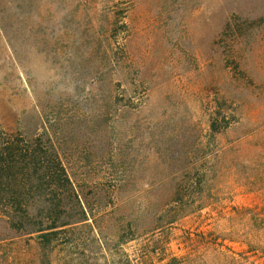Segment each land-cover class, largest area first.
<instances>
[{
    "label": "rangeland",
    "instance_id": "obj_1",
    "mask_svg": "<svg viewBox=\"0 0 264 264\" xmlns=\"http://www.w3.org/2000/svg\"><path fill=\"white\" fill-rule=\"evenodd\" d=\"M263 87L264 0H0V176L42 216L38 196L67 195L61 159L89 216L52 237L54 264H117L128 218L168 207L192 164L231 197V141L262 123ZM7 223L0 240L37 252Z\"/></svg>",
    "mask_w": 264,
    "mask_h": 264
},
{
    "label": "trees",
    "instance_id": "obj_2",
    "mask_svg": "<svg viewBox=\"0 0 264 264\" xmlns=\"http://www.w3.org/2000/svg\"><path fill=\"white\" fill-rule=\"evenodd\" d=\"M235 98L231 99L232 113L247 103L241 93ZM262 100L264 103V95ZM252 119V116L248 119L231 116V128ZM211 131L214 135L219 133L216 123ZM218 169L213 170L206 162L192 164L185 169V178L176 183L168 207L158 209L148 222L136 224L128 218L121 245L136 242V246L132 254L124 252L117 264H264V116L257 127L231 141V197L218 186ZM50 172L52 183H57L67 195L51 192L38 196L48 205L42 216L32 215L30 197L15 192L14 183L0 176V213L8 219L10 230L19 237L38 236L37 252L32 254L29 250V254L22 252L20 242L0 240V264H54L49 246L55 233L88 221L85 204L61 159L56 158ZM23 182L20 180V184ZM237 190L257 197L259 202L236 204ZM227 199H231V205H225ZM187 222H193L194 229L186 228ZM174 245L178 252L174 251Z\"/></svg>",
    "mask_w": 264,
    "mask_h": 264
}]
</instances>
